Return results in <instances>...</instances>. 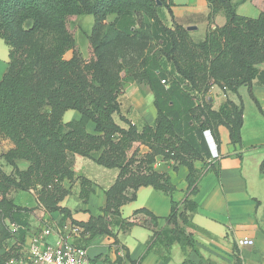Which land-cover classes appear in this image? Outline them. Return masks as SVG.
<instances>
[{
  "label": "trees",
  "instance_id": "1",
  "mask_svg": "<svg viewBox=\"0 0 264 264\" xmlns=\"http://www.w3.org/2000/svg\"><path fill=\"white\" fill-rule=\"evenodd\" d=\"M206 2L210 27L204 40L195 43L173 21L165 0H0V40L9 49L8 67L0 79V159L11 168L8 174L0 166V264L21 260L29 233L31 209L16 205L12 192L36 191L45 212L70 217L59 204L70 195L63 183L76 180L71 155L118 171L105 190L101 215L87 222L71 221L83 229L86 241L108 236L117 245L114 229L126 232L141 226L151 231L146 252L155 245L169 249L176 243L190 248L199 256L198 264L203 263L191 233L195 229L191 217L198 208L191 197L213 169L205 134L209 132L218 146V128L223 126L230 144L241 145L242 86L264 117L252 93L253 80L264 83V71L258 68L264 63V3L251 18L237 13L235 0ZM163 7L170 13L171 27L160 18ZM218 14L224 16V25L211 27ZM82 15L94 20L86 59L70 27ZM68 51L72 57L66 60ZM128 80L152 91L157 114L153 125L139 129L120 114L119 96ZM214 86L236 96L238 103L228 97L212 109L203 95ZM69 110L78 112L79 119L64 122ZM88 123L94 125L92 132L87 131ZM141 146L147 152L140 153ZM157 158L187 168L183 201H172L170 214L162 219L144 208L122 218L121 207L136 199L140 187L150 186L165 195L175 190L166 174L153 169ZM19 160L28 163L23 171L16 165ZM196 162L202 163L200 169ZM259 172L264 176V158ZM77 180L79 199L86 203L92 182ZM161 220L168 228L159 227ZM11 225L16 226L15 233ZM122 249L125 258L117 255L112 263L104 261L141 264ZM234 264L242 263L236 257Z\"/></svg>",
  "mask_w": 264,
  "mask_h": 264
},
{
  "label": "crops",
  "instance_id": "2",
  "mask_svg": "<svg viewBox=\"0 0 264 264\" xmlns=\"http://www.w3.org/2000/svg\"><path fill=\"white\" fill-rule=\"evenodd\" d=\"M165 1L169 4L173 21L184 29L195 27V30L188 31L192 41L195 43L203 41L210 27L206 0ZM262 8L263 6L258 10V14ZM160 18L165 26H172V18L165 7L160 11ZM112 20L113 16L107 18L108 23ZM224 23V16L218 14L214 17L211 27H221ZM93 24L94 20L90 15L78 16L72 23L74 40L84 59L88 57L87 37L92 31ZM71 57V51L64 55L66 60ZM8 62L9 49L0 40V79L7 70ZM258 68L264 71V63ZM241 88L247 90L246 86ZM241 88L238 90V95L243 104ZM252 93L264 111V83L257 79L253 80ZM229 99L234 103L238 100L236 96H229ZM209 100L214 102V98ZM153 102L154 95L146 84H138L130 80L123 83V95L119 98L120 114L139 129L145 124L153 125L157 115ZM124 103L127 106L123 105ZM79 117L78 112L69 110L64 114L63 121L69 122ZM115 117L116 122L120 124L118 116ZM245 120L243 107L241 145L230 144L228 131L223 126L218 128L220 139L218 146L209 132L205 134L211 153V160L208 162L213 165V169L202 177L197 194L191 197L198 206L191 217V222L195 226L191 233L197 250L204 260L202 264H234L236 257L242 264H264V176L259 172V165L264 158V135L244 138ZM86 128L88 132H92L94 125L88 123ZM208 138L212 140L213 148ZM145 152L147 148L141 146L140 153ZM69 158L76 180L63 183L64 187L70 190V195L59 205L70 211V217H64L59 212L50 214L45 212L38 203L36 191L26 192L30 195L31 201L26 205L18 206L31 209L28 219V236L46 228L54 230L61 224L71 223L72 220L87 222L91 217L101 215L100 210L105 205V190L113 184L118 171L103 168L90 159L78 155H71ZM16 165L20 171L28 167V163L22 160L16 161ZM194 165L197 169L202 167L201 162H196ZM153 169L158 173L166 174L175 190L171 195H165L150 186L140 187L136 192V199L121 207L122 218H129L134 211L144 208L162 219L170 214L172 201L177 203L183 201L187 188V168L172 161L157 158ZM10 172L11 168L8 167L6 173ZM79 177L92 182L93 191L86 203H82L79 199L80 185L77 180ZM16 194L17 192H12L10 197L14 200L13 196ZM162 225L161 220L159 227ZM114 233L117 236V245L114 244V239L108 236H97L86 241L85 238L88 237L86 235L77 240V243L84 245L91 257L101 256L100 259L108 257L111 263L116 260L117 255L125 258L126 251L122 249L123 247L126 248L131 260H140L141 264H183L184 262L198 264L200 261L199 256L191 249L188 248L186 252H183L176 243L169 249H165L162 245H155L146 252V242L151 236V231L141 226H134L126 232L114 229ZM239 240H252L253 245L239 246L237 244ZM47 242L54 243L55 236L50 235ZM123 264L129 263L124 259Z\"/></svg>",
  "mask_w": 264,
  "mask_h": 264
},
{
  "label": "built area",
  "instance_id": "3",
  "mask_svg": "<svg viewBox=\"0 0 264 264\" xmlns=\"http://www.w3.org/2000/svg\"><path fill=\"white\" fill-rule=\"evenodd\" d=\"M164 83V81H162ZM213 88V87H212ZM12 233L17 228L10 226ZM83 229L72 223L57 226L54 230L49 228L36 232L26 238L23 255L16 264H107L104 259H97L88 254L84 245H79L77 240L82 239ZM55 236L54 243H48L50 235ZM239 246H251L252 240H239Z\"/></svg>",
  "mask_w": 264,
  "mask_h": 264
},
{
  "label": "rangeland",
  "instance_id": "4",
  "mask_svg": "<svg viewBox=\"0 0 264 264\" xmlns=\"http://www.w3.org/2000/svg\"><path fill=\"white\" fill-rule=\"evenodd\" d=\"M237 3V13L242 16L255 18L258 16V10L260 7L263 6V0H235ZM72 27V25L70 26ZM151 46V45H150ZM241 88V87H240ZM239 88V89H240ZM238 89V90H239ZM218 87L214 86L212 89H210L207 93L203 95V99L205 101H208L211 105V108L216 110L221 106L228 97L233 96L231 94H223ZM123 95L119 96V98ZM241 95L243 97V107H244V113H245V128L243 131V136L246 139L262 136L264 135V118L259 115L257 108L255 107L253 101L249 98L248 92L246 89L241 88ZM214 98V102L212 103L209 99ZM200 100H197L199 103ZM238 103V100H237ZM127 106L125 103L123 104ZM115 120L116 117H115ZM119 122V121H118ZM208 142L210 143L211 148H213V142L210 138H208ZM5 145L3 144L1 146V150H4ZM215 150V146H214ZM0 166L4 171H8V167L4 164V162L0 159ZM14 202L17 205H26V203H29L31 201L30 195L26 192L18 191L15 196H13ZM162 228H168L164 223L161 226ZM185 232L189 233V229H185ZM189 238V237H188ZM188 248L182 249L183 252H186ZM190 249V248H189ZM192 251V250H191ZM22 256L25 257V254ZM108 260V257H105Z\"/></svg>",
  "mask_w": 264,
  "mask_h": 264
},
{
  "label": "water",
  "instance_id": "5",
  "mask_svg": "<svg viewBox=\"0 0 264 264\" xmlns=\"http://www.w3.org/2000/svg\"><path fill=\"white\" fill-rule=\"evenodd\" d=\"M158 5H160V3H158ZM196 28L195 27H187L186 30L187 31H192V30H195Z\"/></svg>",
  "mask_w": 264,
  "mask_h": 264
}]
</instances>
